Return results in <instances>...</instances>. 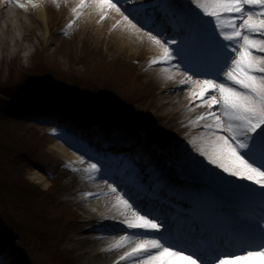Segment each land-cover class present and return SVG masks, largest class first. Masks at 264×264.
<instances>
[{
    "label": "snow or ice",
    "instance_id": "1",
    "mask_svg": "<svg viewBox=\"0 0 264 264\" xmlns=\"http://www.w3.org/2000/svg\"><path fill=\"white\" fill-rule=\"evenodd\" d=\"M15 2L22 9L40 6L37 0ZM164 7L168 11L163 19L161 12L152 8L155 18L148 26L136 14L135 6L129 9L120 0H79L71 8L74 15L68 27L85 9L92 8L99 21L115 13L119 19L114 28L123 25L147 36L161 50L150 65L165 64L180 70L184 78L179 84L191 88L190 104L204 108L190 121L202 130L190 140L196 152L228 176L258 186L254 189L231 181L234 190L264 201V0H189L187 6L179 0H167ZM80 161H84L83 156ZM102 168L100 162H89L83 171L94 179ZM131 174L142 175L135 168ZM104 182L111 193H118L114 207L125 217L122 223L126 226L108 251L134 244L114 264H246L255 256L264 264V217L257 229H244L249 239L260 241L258 245L249 243L233 253L222 252L219 246L192 244L193 250L188 252L156 235L164 227L159 218L138 209L115 180Z\"/></svg>",
    "mask_w": 264,
    "mask_h": 264
},
{
    "label": "rangeland",
    "instance_id": "2",
    "mask_svg": "<svg viewBox=\"0 0 264 264\" xmlns=\"http://www.w3.org/2000/svg\"><path fill=\"white\" fill-rule=\"evenodd\" d=\"M41 1L44 3L47 12V19L45 20L36 18L30 10H22L17 6L15 0L8 2L7 4L9 5V8L4 9L6 12L10 11L18 13L17 15L20 19L18 21L20 23H18V26H15V28L11 24H8L11 25V27H7L3 33L4 35H1L0 33V85L10 80L15 82L17 80L14 78L15 75H19V78L29 76L34 77L35 79L36 76L40 77L48 73L55 74V71L59 72L73 69L75 71L86 72L89 70L90 66H87V64L82 65L80 58L84 55H92L97 61H100L101 59L114 63L117 61L122 64V68L125 71H129V68L131 69L139 66L138 76L141 78L142 84L144 85V93L146 90L153 92L154 101L157 102V97L161 95L160 92L162 86L159 84L158 80L152 78L150 73L152 71L154 72L155 68H159V65H150L149 62L153 59L152 55L155 54L156 56H159L161 50L158 46L154 45L147 36L141 41H135V39H133L135 43L133 51L128 49L130 46L121 50L117 47V44L113 42L112 34L123 32L120 31V26L114 28L112 23H110L109 20L111 19V15L103 21H99L96 11L92 8H87L76 23L71 27H68V23L74 15L71 12V8L74 7L79 0ZM156 2L159 1L156 0ZM179 2L188 5L189 0H179ZM163 8L168 11L165 7ZM20 25H22L24 29H21ZM21 33L24 37L21 36ZM133 33H135L134 30ZM123 35L124 38H126L124 33ZM129 36L131 37V35ZM140 37H142V35ZM1 38L3 39L1 40ZM12 40L13 43L11 42ZM127 40H130L129 37ZM44 51H46V54L45 57L42 58ZM150 51L155 52L149 54ZM39 65H46L47 67L42 69H44L43 71L48 72L41 74L40 72L42 71L34 72L33 69L35 67L38 68ZM18 81L19 80H17V82ZM71 82L78 85V82L76 81ZM86 86L92 88L89 83H86ZM15 90H17V88H6L7 92ZM102 94V98L108 100L107 94L103 92ZM149 99L150 98L146 97L144 94L141 100L136 104V112L144 113L143 115L151 113V109L146 105L149 103ZM9 108L11 114L15 113L17 115L13 118L19 119L21 122L17 123L11 119L8 120L4 118L3 123H0V136L9 137L11 134H14L12 138L15 137L19 140L35 138L34 144L42 150L40 152L43 154L49 153L55 158H58V156L50 149L52 147L51 144H53L51 139L62 138L72 144L77 141L79 130L75 132L76 135L72 134L74 128H72V130L69 129L65 133V128L67 126L63 125L58 132L53 130L50 132L46 130L55 127V123H58L57 121L52 120V122L45 124L44 122L36 121V117L32 119L31 117H34L35 115H37L38 118L42 116V111L39 107L35 106L34 109L32 108L31 110H28L25 104L21 105L16 103ZM25 108L27 109V119L19 116ZM62 113L64 114H61V117L65 118V122L67 120L82 121L85 119H83L85 116L78 112L73 113L72 111H64ZM117 113L118 115H115L111 113L110 110L102 111L100 115L104 114L105 116V118L101 117L102 119L100 120L101 122H104L103 127L120 122L121 127L126 134L137 136L138 133L134 124L135 120L132 119L131 114H127L124 111ZM123 119H125V121ZM47 124L50 127L45 126ZM83 126L87 128L88 123H83ZM187 139L192 140L193 138ZM144 140L147 139L145 138ZM45 144L47 146H45ZM68 151L70 150L68 149ZM204 162L209 164L207 160H204ZM33 169L35 168L33 167ZM36 169L37 170H27V177L32 183L46 187L47 184L45 180L39 182L36 179V173L43 174L38 168ZM56 201L63 202L64 199L60 198ZM105 211L108 212L109 215H115L114 213H116V211H113L108 207H106ZM0 230L6 232L5 226L3 228L0 224Z\"/></svg>",
    "mask_w": 264,
    "mask_h": 264
},
{
    "label": "bare ground",
    "instance_id": "3",
    "mask_svg": "<svg viewBox=\"0 0 264 264\" xmlns=\"http://www.w3.org/2000/svg\"><path fill=\"white\" fill-rule=\"evenodd\" d=\"M4 2H6V0H0V19L4 20L5 30H6L8 26L7 23L10 22V24L13 25L15 22L18 21L19 16L13 15V13L15 12L13 13L11 12V15L9 14L10 12L8 13L2 12L1 10L4 8ZM37 2L40 5L39 7L29 6V7H26L23 9L21 8V9L30 10V12H32L34 16L40 20L47 19V12H46L44 3L41 0H37ZM20 3L27 4L28 0H20ZM131 5H133L132 2H128L126 4V6H131ZM117 19H119V17L115 13H113L111 14V19L109 21L110 23H112V25H114L116 24ZM15 25L17 26L16 23ZM20 27L21 29H24L22 25H20ZM120 28L121 30L120 29L119 30L126 35V38H124L123 33L117 32V34H112L113 42L116 43L117 47L120 48L121 50L126 49L128 46H130L131 49L129 47L128 49L130 51H133L135 47V43L133 39H135V41L139 40L138 37H140L142 33H136V32L133 33V30L125 28L123 25H120ZM3 33L4 32H1V35H4ZM129 35H131V37ZM128 37L130 40H127ZM2 39L3 38H1V40ZM11 42L13 43V40ZM171 80H168L167 82H163V85H162L161 95L169 97L167 98V101L164 103V106H175L177 104L181 105V104H185L186 102L190 103V100L188 98L183 97L181 93H175V92H183V90H185L187 86L180 85L181 86L180 87L177 85L178 83H175L172 85ZM184 112L185 111H181V112L177 111V114L175 115H171V112H168L164 116V118L167 120H175L177 119V117L181 116ZM202 112L203 110H199L196 114V117L200 115ZM191 120L192 119L190 118V120L187 119L185 120V122L188 123ZM104 138H107V137H104ZM53 150L57 153L58 156L66 157L68 161H74V162L79 161L80 156L78 153L77 155L72 154L71 152L67 151L66 149H64L62 146L58 144L53 145ZM141 162L144 167L149 166L146 158H143ZM35 176L37 177L36 179L38 181L43 180L39 175L35 174ZM101 190L105 192L103 195L111 194L110 191L106 192L107 191L106 188H101ZM92 192L95 193L94 191ZM24 193H25L26 198L32 199V200L36 199L35 195L31 194L30 192H24ZM92 197H95V196H91V198ZM92 203L97 207V209H100V208L106 209V207H108V208L118 210L117 207L116 208L114 207L116 202L113 197H106L103 199L95 200ZM95 203H97V205ZM42 214L44 216H48L50 212L43 211ZM83 215L89 219L88 221L81 222L78 225L79 228L83 230L89 227L90 222L111 221L110 217H105V218L98 217L97 215L90 214L86 211H84ZM116 217L118 216L116 215L113 218H116ZM111 222H114V221H111ZM87 232H94L93 227H91L90 231H85L83 233L84 236L79 234L80 231L76 229V230H73L72 234L68 237L69 240L65 243V245L67 247L66 251L70 253V260L74 261V264H114V262L117 261V258L121 255L118 256L117 254H114V255L109 254L108 250L105 249L104 245L100 244L98 241L99 239H101V237L96 235L97 242L95 243L93 242L94 237L86 235ZM104 239H108V238L104 237ZM13 243L14 242H12L10 237L3 235V233L0 234V264H26V262L23 261L24 258L20 255V252L18 251V247L16 248L13 245ZM58 249H60V247H58Z\"/></svg>",
    "mask_w": 264,
    "mask_h": 264
},
{
    "label": "trees",
    "instance_id": "4",
    "mask_svg": "<svg viewBox=\"0 0 264 264\" xmlns=\"http://www.w3.org/2000/svg\"><path fill=\"white\" fill-rule=\"evenodd\" d=\"M44 67H47V66H46V65H43V66H41V67H38V69H42V68H44ZM43 70H44V69H42L41 71H42V72H45V71H43ZM34 72H37V69L34 70ZM34 72H33V73H34ZM40 78H41V77H37V76H36V78L34 79V77H29V76L26 77V76H25V80H26L27 82H29L30 84H31L30 80H32V81H37V80H41Z\"/></svg>",
    "mask_w": 264,
    "mask_h": 264
}]
</instances>
